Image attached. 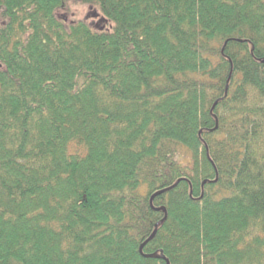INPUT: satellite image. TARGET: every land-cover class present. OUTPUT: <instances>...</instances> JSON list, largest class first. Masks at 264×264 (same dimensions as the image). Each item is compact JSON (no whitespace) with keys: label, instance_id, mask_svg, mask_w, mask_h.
I'll return each mask as SVG.
<instances>
[{"label":"trees","instance_id":"16d2710c","mask_svg":"<svg viewBox=\"0 0 264 264\" xmlns=\"http://www.w3.org/2000/svg\"><path fill=\"white\" fill-rule=\"evenodd\" d=\"M70 1L0 0V264H264V0Z\"/></svg>","mask_w":264,"mask_h":264},{"label":"rangeland","instance_id":"374dc122","mask_svg":"<svg viewBox=\"0 0 264 264\" xmlns=\"http://www.w3.org/2000/svg\"><path fill=\"white\" fill-rule=\"evenodd\" d=\"M96 7L81 2L71 0L66 10L60 11V14L69 21L85 19L95 28H110V23L96 11Z\"/></svg>","mask_w":264,"mask_h":264},{"label":"water","instance_id":"95a60500","mask_svg":"<svg viewBox=\"0 0 264 264\" xmlns=\"http://www.w3.org/2000/svg\"><path fill=\"white\" fill-rule=\"evenodd\" d=\"M175 185H176V184H174V185L171 186V187L164 188V189H161V190L155 192V193L151 196V199H150L151 204H153V200L155 199L156 196L165 193L166 191L170 190V189H171L172 187H174ZM157 209H158V210H163V211L165 212V217H164V219H166V218H167V210H166V208H165V207H159V208H157ZM158 225H159V223L156 224V228H155V230L153 231V233L150 235V237H149L145 242H143L142 245L140 246V250H141V252H143V247H144V246H145L150 240H152V239L155 237V235H156V233H157ZM168 262H169V261H168Z\"/></svg>","mask_w":264,"mask_h":264}]
</instances>
